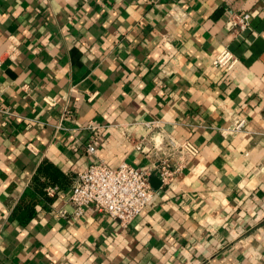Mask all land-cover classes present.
Listing matches in <instances>:
<instances>
[{"label": "crops", "instance_id": "1", "mask_svg": "<svg viewBox=\"0 0 264 264\" xmlns=\"http://www.w3.org/2000/svg\"><path fill=\"white\" fill-rule=\"evenodd\" d=\"M96 163L148 172L126 228L73 217ZM46 165L68 182L52 202L31 185ZM0 264H264V0H0Z\"/></svg>", "mask_w": 264, "mask_h": 264}, {"label": "built area", "instance_id": "2", "mask_svg": "<svg viewBox=\"0 0 264 264\" xmlns=\"http://www.w3.org/2000/svg\"><path fill=\"white\" fill-rule=\"evenodd\" d=\"M231 25L240 34L248 32L251 28V17L248 13H240L232 18ZM236 62L237 58L234 54L228 49H223L211 64L215 68L228 71ZM143 124L148 130H152L155 126L150 122ZM244 127L245 121L239 120L230 132L239 133ZM135 148L142 150L140 144L135 145ZM86 151L93 154V142L86 146ZM179 151L191 157H195L198 153V150L188 142L182 143ZM155 170L164 185L168 184L177 172V169L170 170L166 163ZM47 194L51 198L63 195L57 188H48ZM66 199L72 207L74 219L81 218L89 207H93L97 212L105 214L109 219L126 228L152 204L154 192L149 186L146 170L124 163L115 169L103 163H96L72 178Z\"/></svg>", "mask_w": 264, "mask_h": 264}, {"label": "trees", "instance_id": "3", "mask_svg": "<svg viewBox=\"0 0 264 264\" xmlns=\"http://www.w3.org/2000/svg\"><path fill=\"white\" fill-rule=\"evenodd\" d=\"M40 178H44V184L40 183ZM67 184L68 182L66 177L62 176L58 171H55L51 168V166L48 165L40 168L31 182L34 190H37L38 193L46 198L49 202H52V199L47 196V191L45 192V190L48 188H57L59 191H62L65 189Z\"/></svg>", "mask_w": 264, "mask_h": 264}]
</instances>
